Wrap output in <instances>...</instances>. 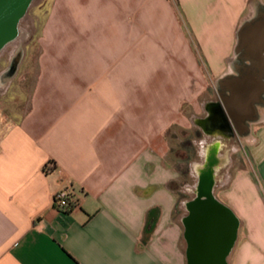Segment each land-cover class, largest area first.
<instances>
[{
	"label": "crops",
	"instance_id": "0c3cea01",
	"mask_svg": "<svg viewBox=\"0 0 264 264\" xmlns=\"http://www.w3.org/2000/svg\"><path fill=\"white\" fill-rule=\"evenodd\" d=\"M38 42L29 110L0 121V264H186L167 132L186 101L219 137L198 122L210 106L225 114L240 73L264 84V0H51ZM201 66L217 89L204 104ZM240 112L247 163L216 198L239 220L227 263L264 264V90Z\"/></svg>",
	"mask_w": 264,
	"mask_h": 264
},
{
	"label": "rangeland",
	"instance_id": "374dc122",
	"mask_svg": "<svg viewBox=\"0 0 264 264\" xmlns=\"http://www.w3.org/2000/svg\"><path fill=\"white\" fill-rule=\"evenodd\" d=\"M50 2L51 0H33L19 22L17 37L0 51V121L3 128L18 122L29 110L38 73V35L47 17ZM201 68L208 87L202 90L198 99L204 104L206 99L217 97V89L214 78L203 66ZM181 112L186 116L187 125L173 123L167 132L169 159L179 169L180 176L171 183L177 196L174 212L176 217L187 214L186 205L196 197L199 175L202 172H214L213 195L216 197V193L225 186L235 169L244 165L243 158L247 163L246 153L241 150L238 141L239 136L235 140L207 137L191 123L189 118L194 111L189 102L183 101ZM204 112L202 109L201 115ZM212 141L219 143L218 153L209 150Z\"/></svg>",
	"mask_w": 264,
	"mask_h": 264
},
{
	"label": "water",
	"instance_id": "95a60500",
	"mask_svg": "<svg viewBox=\"0 0 264 264\" xmlns=\"http://www.w3.org/2000/svg\"><path fill=\"white\" fill-rule=\"evenodd\" d=\"M32 1L0 0V51L17 37L19 22ZM236 78L231 97L224 100V110L235 128H243L245 120L240 111L255 112L264 84L257 72L240 73ZM224 122L229 130L226 119ZM213 173L207 171L199 175L196 197L186 205L187 214L182 220L186 264H228L227 257L237 239L239 220L213 195Z\"/></svg>",
	"mask_w": 264,
	"mask_h": 264
},
{
	"label": "flooded vegetation",
	"instance_id": "af4514ba",
	"mask_svg": "<svg viewBox=\"0 0 264 264\" xmlns=\"http://www.w3.org/2000/svg\"><path fill=\"white\" fill-rule=\"evenodd\" d=\"M224 119H226V124L228 125L229 130L225 128L226 125ZM198 122L202 125L203 131H218L221 134L219 137L227 140H235L238 136V133L243 130L241 127L235 128L228 115H225L223 111L221 112L219 108H214L212 106H210V113L206 117L200 119Z\"/></svg>",
	"mask_w": 264,
	"mask_h": 264
},
{
	"label": "built area",
	"instance_id": "2783aa9c",
	"mask_svg": "<svg viewBox=\"0 0 264 264\" xmlns=\"http://www.w3.org/2000/svg\"><path fill=\"white\" fill-rule=\"evenodd\" d=\"M53 206L59 212H68L73 208V186L71 182H68L64 188L55 193Z\"/></svg>",
	"mask_w": 264,
	"mask_h": 264
},
{
	"label": "trees",
	"instance_id": "16d2710c",
	"mask_svg": "<svg viewBox=\"0 0 264 264\" xmlns=\"http://www.w3.org/2000/svg\"><path fill=\"white\" fill-rule=\"evenodd\" d=\"M188 142L190 143L191 140H188ZM150 213L151 212H149L148 215H147V221H146V225H145V232H146L145 234H147V235L151 233V231L153 229V226H154V222H153V220L151 218Z\"/></svg>",
	"mask_w": 264,
	"mask_h": 264
}]
</instances>
